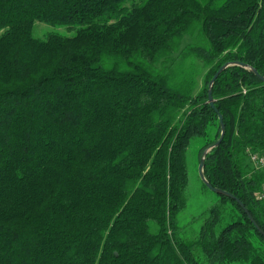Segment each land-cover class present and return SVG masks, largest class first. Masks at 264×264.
Wrapping results in <instances>:
<instances>
[{
  "label": "trees",
  "instance_id": "16d2710c",
  "mask_svg": "<svg viewBox=\"0 0 264 264\" xmlns=\"http://www.w3.org/2000/svg\"><path fill=\"white\" fill-rule=\"evenodd\" d=\"M236 62L264 76V0H0V264H264V81ZM194 141L262 233L201 181L184 234Z\"/></svg>",
  "mask_w": 264,
  "mask_h": 264
},
{
  "label": "rangeland",
  "instance_id": "374dc122",
  "mask_svg": "<svg viewBox=\"0 0 264 264\" xmlns=\"http://www.w3.org/2000/svg\"><path fill=\"white\" fill-rule=\"evenodd\" d=\"M39 25L44 26L43 32L57 31L59 28L66 29L65 27H56L43 22H36V32L42 30V27ZM188 162L190 166L189 201L186 209L180 214L178 220L181 225H186L184 234L188 237H193L196 236L199 230L200 219L194 220L192 223L190 222L212 203L216 199V196L211 191L204 189L199 179L195 141L190 146Z\"/></svg>",
  "mask_w": 264,
  "mask_h": 264
},
{
  "label": "water",
  "instance_id": "95a60500",
  "mask_svg": "<svg viewBox=\"0 0 264 264\" xmlns=\"http://www.w3.org/2000/svg\"><path fill=\"white\" fill-rule=\"evenodd\" d=\"M230 64H232V63H225V64H223V65H222V66L216 71V73L214 74V76L212 77V79H211L210 82H209V85H208L209 104H210L213 108H214V101H213V99H212V94H211V92H212V84H213L214 80L216 79V77L218 76V74H219L223 69H225L228 65H230ZM234 64H235V63H234ZM236 64H239V65L242 66V67H245V68L250 69L251 71H253V73H254L257 77H259V79H261V80L264 81V76L260 75V74L257 72V70H256L255 68H253L252 66H249V65L244 64V63H241V62H236ZM218 117H219V120H220V123H221L222 131H221V135H220L219 139H218V140L215 142V144H213L212 146L217 145V144L221 141L222 136H223V134H224V125H223V123H222V116L219 114ZM212 146H210L209 148H211ZM207 150H208V149H207ZM207 150L204 151V154L206 153ZM204 154H203V156H202V158L200 159V162H199V164H198V174H199V177H200L201 181H202V182H203L208 188H210L212 191H214V192H216V193H222V194H225V195H227V196H229V197L234 198V199L240 204V206L244 209V211L247 213V215H248L249 219L252 221L253 225L258 229L259 232L262 233V231H261V229L259 228V226L257 225V223L255 222V220L253 219V217L251 216V214L248 212V210L246 209V207L243 205V203H242L240 200H238L237 198H235V197H234L231 193H229V192H226V191H224V190H221V189H218V188L212 187V186L210 185V183L206 180V178H205V176H204V174H203ZM263 235H264V233H263Z\"/></svg>",
  "mask_w": 264,
  "mask_h": 264
},
{
  "label": "built area",
  "instance_id": "2783aa9c",
  "mask_svg": "<svg viewBox=\"0 0 264 264\" xmlns=\"http://www.w3.org/2000/svg\"><path fill=\"white\" fill-rule=\"evenodd\" d=\"M248 160L253 168H264V152H249ZM257 198L264 201V183L258 192Z\"/></svg>",
  "mask_w": 264,
  "mask_h": 264
}]
</instances>
